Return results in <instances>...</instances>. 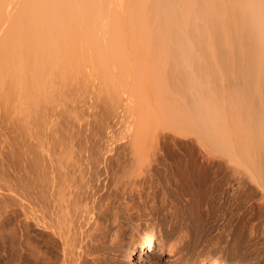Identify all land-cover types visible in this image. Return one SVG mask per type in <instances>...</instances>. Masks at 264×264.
Returning a JSON list of instances; mask_svg holds the SVG:
<instances>
[{
    "label": "bare ground",
    "instance_id": "bare-ground-1",
    "mask_svg": "<svg viewBox=\"0 0 264 264\" xmlns=\"http://www.w3.org/2000/svg\"><path fill=\"white\" fill-rule=\"evenodd\" d=\"M120 28L125 29L123 36L128 30L126 43L128 40L139 46L141 56L133 54L142 64L138 82L132 79L138 86L130 88L131 82L129 88L124 86V92L139 100L135 105L137 130L126 143H145V133L152 122L158 128L190 136L198 148L196 159L202 169L211 171L216 178L224 175L222 179L226 177L227 183L237 189L244 185L250 189L248 183L255 186L264 202V0H0V93L8 100L12 92L25 110L34 108L25 117L33 114L35 119L36 108L40 113L44 110L41 104L54 78L61 80L69 73L80 72V66L90 57L95 60L92 63H98L92 64L93 69L103 63L105 69L107 63L111 64L106 62L109 54L103 56L105 49L120 46L125 52ZM232 35L233 42L228 39ZM213 38L220 46L223 41V50L215 49L220 46ZM209 43L212 47L216 44L215 51H211ZM86 52L90 53L87 61L83 58ZM113 52L117 57L111 60L122 64L124 53L118 49ZM116 62L121 71L126 69V65L122 70L123 66ZM115 64L114 68L119 69ZM107 73H102V80L117 76ZM4 74L8 75L7 86ZM118 88L112 89L113 97L120 94ZM139 96L146 101L145 110V106L140 108ZM45 126L42 119L27 123L32 149L27 157L23 152L24 138L19 143L15 194L23 210L21 202H32L31 207L40 214L33 217L36 225L53 231L63 241L66 254L71 235L78 234L83 242L90 243L108 232L101 228L102 221L107 216L120 215L112 202L119 196L125 197L124 201L135 196L134 189L140 187L148 169L141 162L144 155L140 150H133L128 162L117 159L115 167L110 163L112 158L100 162L88 156L87 151L74 153L75 145L81 147L90 141V136L83 133L52 137L49 146L53 143L72 147L56 154L53 149H45L48 143L40 133ZM1 199L0 208L4 204ZM261 201L255 205L256 211L261 210ZM156 239L152 231L142 233L126 249L127 264L134 263L135 251L140 256L153 252ZM157 250V254L163 252L160 247ZM208 264L228 263L213 259Z\"/></svg>",
    "mask_w": 264,
    "mask_h": 264
},
{
    "label": "rangeland",
    "instance_id": "rangeland-1",
    "mask_svg": "<svg viewBox=\"0 0 264 264\" xmlns=\"http://www.w3.org/2000/svg\"><path fill=\"white\" fill-rule=\"evenodd\" d=\"M123 30H121L122 36L124 35ZM125 32L128 33V30ZM127 33L123 36V40L125 37L126 48L124 50L129 56L120 49V46L105 49L103 56L109 54L110 59L108 56L105 57L106 60L108 59L106 62H111V64H106V68L108 65L109 68L103 69L104 63L102 65L99 63L100 65L93 69L92 67L98 64L97 60L92 63L93 57L86 52L83 58L87 61L86 59L90 57V60L83 62L80 72L69 73L61 80L58 78L52 80L49 92L46 93L45 100L41 104L44 110L40 113L36 108L35 119L33 114L25 117V114L30 113L34 108H30L29 111L25 110L19 105V101H16L12 92L8 100L5 99L4 93H0V198L4 203L0 208V264H127L129 260L127 247L147 231H152L157 238L155 242L158 243H155V250L147 256H140L139 252L135 251L133 264H208L213 259L228 264H264V204H262L264 202L261 201L255 186L247 182L250 189L247 185L241 187L244 190L237 189L232 183L231 186L227 183L226 177L222 179L224 175L219 174L217 178L213 177L211 171L207 172L200 167L196 159L198 148L192 143L190 136L179 135L161 126L160 129L157 127L159 125L153 122L147 127L145 143L140 146L126 143L127 138L129 139L137 130L135 105L138 96L137 98L129 96L124 92V86L129 88L131 82L130 88L135 87L136 84L133 83L136 82L132 79L137 81L139 72L141 73V69L139 71L138 69L140 65L142 66L139 58H135L133 54L136 52L137 57L141 56L138 53L139 46L133 45L128 40L126 43ZM214 39L216 40V38L211 40L216 43L217 40ZM228 39L231 41L233 35ZM222 42L220 41V46L218 41L220 49L217 47L215 49L223 50L221 49L224 46ZM215 43L213 47L212 43H209L211 51L214 50V45L217 44ZM114 49L121 51V54L124 53L125 64H123V59L122 64L114 59L111 60L113 56H116ZM217 50L215 55H217ZM113 62L127 67L126 69L124 66L121 67L122 70L125 69L121 71L117 64L115 66L119 69L114 68ZM100 66H102L101 69H99ZM112 66L114 69L111 68ZM96 69L101 72L97 70L96 74ZM104 70L114 72L109 75L116 74L117 76L113 77L120 83L112 78L114 81L112 84L113 81L110 79L112 76L109 77V75L105 77L111 81L102 80V73H107ZM119 72L121 75L125 74L122 72L126 74L120 78ZM141 76L143 78V75ZM7 78L8 75L4 74L3 81L6 86L8 85ZM132 84L134 86H131ZM112 86L114 89L120 87L118 88L120 94L116 97L111 95ZM140 99L142 103L140 108L145 106L143 108L145 110L147 104L144 102L146 101L142 100V97ZM40 119L47 123V126L40 130V133L45 135L43 140L48 143L45 149H53L52 152L56 154L63 149L70 150L72 148L70 146L64 148V145L59 146L53 143L49 146V141L52 137L57 138L59 135L82 136L79 134L83 133L90 136V141L81 147L75 145L72 150L74 153L79 150L87 151L88 156L91 155L93 160L100 162L103 159L112 158L110 163L115 167L117 159L119 162H128L132 151L140 150L144 155V161L141 162L144 163V168L148 169V172L143 173L141 177L140 187L134 189V192H139V194L136 193L135 196L126 198L125 201V197L119 196L112 202V208L118 210L120 214L118 215L122 218L111 215L102 221L101 228L104 227L103 231H108L102 235L104 238L100 237V242L94 240L95 243L93 241L87 243L77 237L78 234L74 235L72 231L73 235L69 239L70 243L67 246L69 250L66 248L65 251L68 250L66 254L62 248L63 241L53 231L52 233L49 230L45 231L36 225L33 217L40 216V214L36 212V209L33 210L32 202L31 205L30 201L21 202L25 210L17 205L20 201L15 194L19 143L23 142L24 138L23 143L26 147H23V152L28 157L32 149L30 144L33 141L29 136V131H26L27 123L30 120ZM55 132L57 135L54 134ZM45 151H42L44 155L47 153ZM101 168L103 169V166L99 165V170ZM196 172H199V177L195 176ZM251 187L254 188L251 189ZM259 201H261L259 204L262 205L263 210L261 208L260 211H256L257 206L255 205H258ZM126 206H128L127 210ZM22 212H25V216ZM253 215L257 218L252 219ZM30 217L33 219L32 222L29 221L32 220ZM120 221L122 224L118 223ZM90 223L92 224L93 221ZM114 231L117 234H113ZM71 241L77 242L72 243ZM84 245H87L89 249L81 248ZM79 247L85 250L84 254H81L83 251L79 253ZM158 247L163 250L161 254H157Z\"/></svg>",
    "mask_w": 264,
    "mask_h": 264
}]
</instances>
